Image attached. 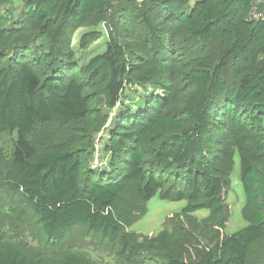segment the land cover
I'll use <instances>...</instances> for the list:
<instances>
[{
	"label": "trees",
	"instance_id": "trees-1",
	"mask_svg": "<svg viewBox=\"0 0 264 264\" xmlns=\"http://www.w3.org/2000/svg\"><path fill=\"white\" fill-rule=\"evenodd\" d=\"M114 1L23 0L11 22L0 14V136L17 135L11 155L0 148V192L22 196L47 240L79 227L112 242L120 264H263L264 18H248L256 0ZM97 23L108 26L106 49L78 65L73 33ZM181 39L194 44L179 53ZM213 43L222 55L209 65ZM129 84L153 92L138 111L122 105ZM101 106L115 111L109 170L93 175L82 157L93 149L78 138L106 125ZM235 152L246 226L183 259L226 227ZM156 195L186 204L156 235L129 231ZM0 264L96 263L62 251L47 260L0 230Z\"/></svg>",
	"mask_w": 264,
	"mask_h": 264
},
{
	"label": "rangeland",
	"instance_id": "rangeland-1",
	"mask_svg": "<svg viewBox=\"0 0 264 264\" xmlns=\"http://www.w3.org/2000/svg\"><path fill=\"white\" fill-rule=\"evenodd\" d=\"M114 2V0H111V5H114ZM193 3L194 0L191 1V5ZM22 8L23 0H2L0 2V14L8 17L10 22L12 17L18 16ZM110 21L112 20L110 19ZM135 26L136 22L134 21L132 28L134 29ZM107 36L108 26L103 23H97L89 28L76 29L70 40V47L75 54L77 64L84 65L95 56L104 53L108 41ZM180 37H185V35L180 33ZM192 44L194 42L181 39L178 44L179 53L183 49L186 51L190 49ZM220 55L222 53L219 51L216 43L210 44L207 53L203 56V61L209 63V65L217 64ZM224 76L230 77V72L227 71ZM152 93L149 87H139L135 84H129L125 88L122 105L124 108H129L132 111H138L144 106ZM100 108L109 114L106 125L99 129L93 123L89 128L81 129L80 137L78 138L82 143L81 147L86 145V148L91 147L93 149L90 155L85 154L82 156L83 159H86L84 161L85 171H89L93 175H98L100 172L109 170V154L105 150V146L108 140V127L112 116L115 114V111L106 112L103 106ZM16 141L17 135L15 133L4 134L0 136V148L6 154L11 155ZM229 181V188L223 194V198L230 209V216L225 229L218 231L217 235L210 239H199L192 250L183 253V259H197L219 242L223 235H231L246 226V221L242 216L245 197L240 182V162L236 152ZM185 204V201H163L156 195L147 203L146 214L137 220L130 227L129 231L146 236L156 235L164 228H170L167 224V219L173 214L180 212ZM206 214V211H200L194 215L198 218H203ZM0 230L10 234L13 241H22L30 249L39 250V254L47 260H54L58 256V253L62 251L84 256L96 264H120L115 258V246L112 242L107 241L100 235L86 232L79 227L72 228L56 242L47 240L20 194L9 195L0 192Z\"/></svg>",
	"mask_w": 264,
	"mask_h": 264
},
{
	"label": "built area",
	"instance_id": "built-area-1",
	"mask_svg": "<svg viewBox=\"0 0 264 264\" xmlns=\"http://www.w3.org/2000/svg\"><path fill=\"white\" fill-rule=\"evenodd\" d=\"M249 19L260 20L264 18V0H256L248 14Z\"/></svg>",
	"mask_w": 264,
	"mask_h": 264
}]
</instances>
